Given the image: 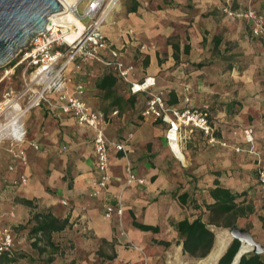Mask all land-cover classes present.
I'll return each mask as SVG.
<instances>
[{
  "label": "crops",
  "instance_id": "0c3cea01",
  "mask_svg": "<svg viewBox=\"0 0 264 264\" xmlns=\"http://www.w3.org/2000/svg\"><path fill=\"white\" fill-rule=\"evenodd\" d=\"M125 2L126 0L120 2L109 23L102 29L108 40L121 51L129 45L131 30L142 37H147L153 47L157 43L162 46L164 38L168 39L176 35L172 31L176 24L180 29V24L184 27L189 24L188 17H183L187 16L189 9L201 16L214 12L219 14L224 0H171L174 8L166 10V13L171 15L176 8L180 10L174 24L171 21L157 23L158 20L154 19L164 12L160 8H153L160 4V1L155 0L151 5V14H145L140 20L136 18L135 12H130L133 6L127 10ZM232 9L238 15L230 17L220 11L221 16L218 18L212 19L207 16L204 21L202 18L201 20L196 18L195 24L192 25L195 29L194 42L183 43L180 38L179 43L172 45V49L177 47V52L175 50L172 52L174 60L172 64H176L179 59L184 63L193 59L187 56L183 58L181 47L185 45L186 55L191 48L192 51L198 50L200 43L204 42L203 37L199 39V31L209 24L214 31V44L218 47L225 40V37H220L225 29L238 27V31L243 34L245 33L243 30L248 28V32L251 33L250 23L242 17L246 10H254L264 18V0H235ZM116 14L123 16L118 18ZM258 40L262 55L260 59L264 60V37H259ZM124 51L127 52L126 49ZM195 53L197 54V51L192 54ZM122 59L128 65L132 64L133 81L141 80L146 76L155 77V92L163 94L166 99V93H170L172 98L167 99L169 105L178 109H205L214 127L215 141H210L209 137L197 130L184 129L177 143L181 152L177 153L167 142L165 136L167 125L139 116L140 112L142 116L146 95L132 96L128 91V85L117 81L115 91L105 96L94 86L95 80L103 76L105 71L101 70L99 75L88 74L85 82L82 80L85 77L81 78L79 72H75L72 75L73 83L70 88L79 81L84 82L85 100L90 107L102 110L107 115H110L113 110H117L119 114L118 117L107 120L105 133L109 140L124 143L127 155L110 152L111 181L107 193L97 198L90 196L91 182L95 176L91 131L78 126L71 116L50 111L46 107L34 108L28 114L26 121L27 139L37 143L40 150L26 148V164L18 165L15 174L9 173L3 179L4 189H11L9 183H14L13 180L17 178V175L24 174L28 182L25 186H20L23 199L32 202L35 199L41 200V203L46 205L60 203L64 207L67 206V214L58 218L68 217L71 226L81 224L84 232H88L89 236L107 243L114 242V237L118 239L122 230L115 231L117 218L105 219L102 209L108 202L119 201L124 208L122 227L125 240L131 242L136 248L127 250L121 245L114 244L115 258L110 260L111 264H162L160 259L162 251L166 249L171 251L175 248L182 253V242L174 228L177 222L184 219L193 221L197 217H201L205 223L208 222L210 213L206 206L216 202L210 195L211 191L220 188L234 196L243 195L237 202L243 203L244 206L252 205L247 202L249 200L247 193L251 186L254 188L256 197H259L256 178L253 180L252 175L257 172L258 164L264 162V85H250L242 88L241 99L234 98L235 89L230 86L194 87L196 90L189 92L176 89V84L171 82L160 87V77H169L171 74L170 70L167 71L171 65L170 62L167 65L159 64L154 51L146 52L144 61L141 57L136 61L127 60L126 57ZM259 73L262 74V70ZM19 77L20 75L16 79ZM87 79H90L89 82ZM6 82L10 81H4L0 86V99L1 93L6 90V87L2 90L1 87ZM90 82L91 86L88 85ZM189 95L192 96L191 99ZM117 97H120L119 103L114 104ZM174 99L176 104H170V101ZM133 109L139 111L138 117L134 115ZM247 127L253 129V153L248 152L250 146L245 143L243 137V130ZM5 150L7 152V148ZM7 154L9 166L15 162L8 152ZM128 165L136 178L143 181L142 184L128 182L126 173ZM44 172H49L46 180ZM42 181L53 188L56 198L51 197L44 190ZM183 194L188 196L185 201L181 197ZM63 202L66 205H63ZM18 207L22 213L24 209L31 210L21 204ZM251 215L237 218V225L245 228L241 224ZM250 222H252L251 219ZM134 223L157 227L159 231L157 233L142 231L136 228ZM214 228L217 227L209 226L216 237ZM157 241L168 242L170 246L164 247L157 244ZM215 243L216 238L211 251Z\"/></svg>",
  "mask_w": 264,
  "mask_h": 264
},
{
  "label": "built area",
  "instance_id": "2783aa9c",
  "mask_svg": "<svg viewBox=\"0 0 264 264\" xmlns=\"http://www.w3.org/2000/svg\"><path fill=\"white\" fill-rule=\"evenodd\" d=\"M121 1H59L63 10L54 14V20L49 18L48 30L36 35L26 48L20 50L6 66L0 68V86L4 81L12 82L18 75L23 83L19 91L8 87L1 93L0 145L8 146L7 152L15 162L8 166V171L15 173L18 165L26 164L27 147L35 151L40 150L37 143L27 139L26 121L34 108L46 107L50 111L71 116L78 126L91 131L95 176L91 182L90 196L97 198L107 193L111 181L110 152L123 153L126 156L127 149L124 143L109 140L105 133L107 120L117 116L118 111L113 110L110 115H106L90 107L85 100L86 85L82 81L70 88L73 83L72 75L88 63H95L112 71L119 81L128 85L130 95H146L142 117L167 125L165 136L170 146L172 142L178 143L179 135L184 129L197 130L209 137L210 141H215L214 127L205 109H178L169 105L163 94L155 92L156 78L153 76H146L138 81L132 80L133 67L125 64L121 50L108 40L102 30ZM234 1L224 0L221 8L222 12L230 17L238 15L232 9ZM81 5L84 6L83 13L79 12ZM69 14L83 25L82 32L75 37L70 36L71 27H66L60 22L63 15ZM242 17L250 23L252 37H264V18L261 15L248 9ZM83 20L86 21L85 24ZM243 137L245 143L250 146L248 152L253 153V129L245 128ZM126 173L129 183H143L136 178L129 165L126 167ZM256 173L260 211L264 217V162L258 164ZM18 182L25 185L27 177L20 174ZM62 204L66 205L65 202ZM123 215L124 208L119 201L104 205L105 219L116 217L121 221ZM120 235L125 236V233L121 231ZM14 247L13 232L10 228L0 226V255L12 257Z\"/></svg>",
  "mask_w": 264,
  "mask_h": 264
},
{
  "label": "rangeland",
  "instance_id": "374dc122",
  "mask_svg": "<svg viewBox=\"0 0 264 264\" xmlns=\"http://www.w3.org/2000/svg\"><path fill=\"white\" fill-rule=\"evenodd\" d=\"M154 1L155 0H126L125 3L127 6V10L130 7L134 6L135 3L137 4L135 13L136 18L140 20L143 19L145 14H151V5ZM156 1H160V4L153 6V8H160L164 11L159 14V16L158 14H156V16L158 17H155L154 19L158 20L157 23H159V21H171V23L173 24L176 23V19H178L179 17L178 11L180 10L176 8L174 14L171 15H168V13H166V10L174 8L172 6L171 0ZM83 10L84 6L81 5L79 7V12L83 13ZM220 11L222 12V10H219V14H215L214 12L209 14L206 13L205 15L201 16L200 14L198 15L194 13L192 9H189L186 13L187 16H183L188 17L187 22H189V24H186L187 26L185 27L183 26V24H180L181 29L177 27V24L176 26L174 25L175 28H173L174 30L172 29V31H174V34L176 35H173L168 39L164 38V44L162 46L157 43L155 44V47H153L147 37H142L137 32L135 33L134 30H131L132 35L129 36V45L128 47L127 45L125 46L127 52L124 51L125 49L122 50V57H126L127 60L130 61H136L141 57L144 61L146 52L154 51V53L157 55L159 64L163 63L167 65L169 62L171 63L170 67L167 68V71L170 70L171 74L169 77H160V87H163V85L165 86L167 82H171L176 84V89H181L189 92L196 90L194 89V87L210 88L216 85L230 86L235 89V93L233 94L234 98L241 99L243 96L242 88L250 85H264V78H262L264 77V60L260 59L262 57L259 51L260 42L258 38L252 37L251 33L248 32V28H245L243 30L245 32L243 34L238 31V27L236 29L230 28L223 30L220 37H225V40L220 46L216 47V45L214 44L215 40L213 39L214 31L209 24L208 26H206L207 29L204 27L201 31H199V39L200 37H203L204 42L200 43V45L198 46V50L195 49L197 51V54L195 53L193 55L192 53L196 51H192L191 48V51L186 55L184 53L185 45L183 44V46L181 47V54H183V58L184 56H187V58L190 59L193 57V59H190L185 63L180 61L179 59L176 64H172L174 61L172 58V52L174 50L172 49V45H174L175 43H179L180 38L183 40V43H189L190 41L194 42L193 34L195 29L192 25L195 24V19L202 18V21H204L207 19V16H210L212 19L216 17L218 18V16H221ZM122 14L116 15L118 16V18H120V16H125V14ZM82 22L84 24L86 23L85 20H83ZM166 31L169 30L166 29ZM118 47L120 46L118 45ZM125 64L128 65L127 63ZM128 66L132 67V64L129 63ZM260 70H262V74L259 73ZM100 72L101 69L97 67V65H86L79 70L78 74L81 78L85 77L82 79L85 82L88 74L92 73L91 75H99ZM91 84V82L88 83L89 86H91ZM22 85V80L19 77L18 79H13L12 82L4 83V85L1 87V90L5 87L6 89L8 87H11L16 91H19ZM166 97L168 100L172 98V96H170V93H166ZM191 97L192 96L189 95L190 99ZM134 112V115L138 117L137 114L139 113V111L134 110ZM104 114L107 115V113ZM139 116L142 117L141 112ZM6 148L8 147L5 145H0V226L10 228V230L15 235L14 249L16 250V252L25 253L28 256V258L21 259L15 264H41L43 259H46L51 255L52 248L49 247L43 240L39 245L40 247H45L46 251L42 255H39L38 251L31 247L32 239H30L28 235L30 226H27L24 229H21L19 227L26 224L29 214H31V212L33 211H50L53 215L61 217L67 214V206L64 207L60 203H56L54 205H46L41 203V200L35 199L33 202V208L30 211L28 209H24L23 213L22 211H19V201L20 199H23V192L22 190H20V186H25L28 182V178L25 185H20L18 182L19 175H17V178L13 180L14 183H9L11 189H4L3 179H5L9 173L15 174L14 172L8 171L7 166L9 159L8 154L5 150ZM256 174V172L253 173V180L256 178ZM43 175L45 176L46 180L49 177V172H44ZM42 187L51 197L56 198L54 197L55 193L53 191V188L48 187L47 183H45L44 181H42ZM247 195L249 199L247 202L252 203L254 212L249 218H246V222H242L241 225L245 227L244 229L251 230L252 233L251 231L250 233L253 235L254 239L264 245V217H262L261 215L259 197H256L254 188L252 186L249 188ZM250 219L252 222H250ZM122 223V219L121 221L117 219L115 223L116 226L114 228L115 231L122 230L124 232ZM238 227L243 228L240 225ZM222 230L227 231L228 229L221 226L214 228L215 234L218 231ZM52 241L60 247V253L54 256L53 264H111L109 258L114 255V244H116L117 246L121 245L127 250H135L136 248L131 242L125 240V236H120V234L118 235V239L115 237L113 238L114 242L112 243H104L102 241H98L96 238L89 236L88 232H84L83 226H81V224H78L77 226L72 225L70 228H67L61 233L53 234ZM206 258L195 259L181 253L180 250L175 248L171 249V251L170 249H166L162 251V254L160 255L162 264H201V262L205 261Z\"/></svg>",
  "mask_w": 264,
  "mask_h": 264
},
{
  "label": "trees",
  "instance_id": "16d2710c",
  "mask_svg": "<svg viewBox=\"0 0 264 264\" xmlns=\"http://www.w3.org/2000/svg\"><path fill=\"white\" fill-rule=\"evenodd\" d=\"M136 9L137 4L135 3L132 11L130 12H136ZM174 50L177 52V47H174ZM186 52H188V47H186ZM88 64L90 66L97 65V67L105 71L103 76L98 77V79L95 80V88L102 91L105 96H109L111 93H113L115 91L114 88L117 84V81H119L114 73L110 70L108 71L107 69L102 68L98 64ZM119 100L120 97H117L114 101V104H118ZM170 104H176L175 99L171 100ZM210 195L216 202L212 205L206 206V209L210 213L207 223L203 222L201 217H197L193 221L184 219L174 225L175 231L182 242V253L195 259L206 258L213 247L215 236L214 233L209 229L210 225H214L216 227L221 226L228 229L230 226L236 223L237 218L251 215L254 212L253 205L249 204L244 206L242 205L243 203L237 202V200L243 195L234 196L229 191L220 188L211 191ZM181 197L183 201L188 198V196L185 194H183ZM19 202L21 205L31 209L33 208L32 201L20 199ZM27 226H30L28 235L30 239H32L31 247L37 250L39 255H42L46 251L45 247H40L39 245L43 240L49 247L52 248L51 255L46 259H43L41 264H53L54 256L60 253V247L52 241V235L55 233H61L67 228L71 227L68 217L61 219L53 215L50 211L33 212L26 221V224L21 225L19 228L24 229ZM134 226L142 231H152L154 233L159 231L157 227L145 226L138 223H134ZM102 242L107 243L106 241ZM156 243L164 247L170 246V243L164 241H157ZM240 246L241 244L237 240H233L217 264H231ZM247 252L248 249L243 244L237 258L232 264H237L239 256ZM25 258H28L25 253H17L16 250H14L12 257L0 255V262H5L6 264H15L19 260ZM114 258L115 255L110 257L109 260H113ZM239 264H264V254H245L241 257Z\"/></svg>",
  "mask_w": 264,
  "mask_h": 264
},
{
  "label": "water",
  "instance_id": "95a60500",
  "mask_svg": "<svg viewBox=\"0 0 264 264\" xmlns=\"http://www.w3.org/2000/svg\"><path fill=\"white\" fill-rule=\"evenodd\" d=\"M62 10L59 0H0V68L26 48L36 35L47 31L49 18ZM227 232L231 242L237 240L241 244L232 263L243 244L251 247L247 253L264 254V245L257 242L248 230L234 224ZM243 255L239 256L237 264Z\"/></svg>",
  "mask_w": 264,
  "mask_h": 264
},
{
  "label": "bare ground",
  "instance_id": "6f19581e",
  "mask_svg": "<svg viewBox=\"0 0 264 264\" xmlns=\"http://www.w3.org/2000/svg\"><path fill=\"white\" fill-rule=\"evenodd\" d=\"M61 2L67 1L71 3L73 0H59ZM56 18V15H52L50 17L51 20H54ZM62 24H64L66 27H71L72 32H71V37H75L78 34H80L83 30V25L80 23L77 19L72 17L70 14L69 15H63L60 21ZM171 148L175 152H181L180 148L177 143L172 142L171 143ZM216 243L211 251V253L207 256L206 260L201 262V264H216L218 259L223 255L225 252L228 244L231 241V236L228 234L226 230L218 231L216 233ZM245 247L248 249V251L251 249L250 246L244 244Z\"/></svg>",
  "mask_w": 264,
  "mask_h": 264
}]
</instances>
